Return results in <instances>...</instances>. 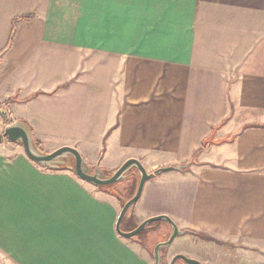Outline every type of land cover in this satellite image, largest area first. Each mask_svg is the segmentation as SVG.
Instances as JSON below:
<instances>
[{"label":"crops","instance_id":"crops-1","mask_svg":"<svg viewBox=\"0 0 264 264\" xmlns=\"http://www.w3.org/2000/svg\"><path fill=\"white\" fill-rule=\"evenodd\" d=\"M0 53V109L42 151L105 174L189 164L146 181L123 226L142 209L264 247V0H0ZM113 194L4 140L0 264H153Z\"/></svg>","mask_w":264,"mask_h":264},{"label":"water","instance_id":"water-1","mask_svg":"<svg viewBox=\"0 0 264 264\" xmlns=\"http://www.w3.org/2000/svg\"><path fill=\"white\" fill-rule=\"evenodd\" d=\"M1 55L2 53H0V57ZM0 116L4 121H10L9 124L3 127V130L0 129V143H2L4 140H7L11 143L21 144L25 154L42 167L49 169H68L81 180L89 182L103 190H111L112 193L116 195L117 193L113 189V186L117 183L129 180L132 175L136 174L138 180L135 192L122 205L115 223V230L120 236L131 239L143 230L150 228V224L152 222L157 220L167 221L170 224L171 233L165 241L158 242L154 246V264H160V249L162 247L164 248L169 246L177 235L182 234L185 231L187 232V230L179 229L177 224L165 214L148 217L129 231L122 230L121 223L126 213L131 212L139 200L144 183L146 181L150 180L154 175H157L163 171L173 169L183 171L189 165L188 163L178 166L161 167L155 169L152 172H147L139 160L135 158H129L124 161L115 172L112 174H105L103 171H101L97 164L94 167L87 165L78 150L72 146H60L50 152L42 151L35 143L32 132L26 123L14 120L12 116L7 114V110L5 108L0 109ZM177 259H182L188 264H203L198 259L188 257L183 253L175 254L171 258L170 264H174Z\"/></svg>","mask_w":264,"mask_h":264},{"label":"rangeland","instance_id":"rangeland-1","mask_svg":"<svg viewBox=\"0 0 264 264\" xmlns=\"http://www.w3.org/2000/svg\"><path fill=\"white\" fill-rule=\"evenodd\" d=\"M1 121L2 120H0V128H2L5 124V122L1 123ZM186 168H188V166ZM186 168L183 171H186ZM175 172L176 171L174 169L163 171L160 174H158V177L156 175L155 177L151 178V180H158L159 178L161 179L165 176L166 179L165 178L164 179L167 180L170 177L169 175ZM128 182L129 180L123 181L115 184L114 186L115 190L117 191L116 192L117 195L116 194L113 195L121 198V207L123 205L122 203L127 201L135 192V190L132 189V187L135 186V183L133 182L134 184L132 186V184ZM159 182H158L159 184L158 186L162 188L163 181L162 183ZM127 191H129L128 194ZM161 202L162 201L159 202L160 205L159 204L156 205L155 201L152 200L149 201L144 207L145 209H149V208L153 209L155 207H160L162 206ZM137 208H140V202L138 203ZM131 212L126 213L124 217L125 220L128 218V216H130V214H132ZM133 214L134 215L131 216L132 223L131 224L127 223L125 226H123L125 229L136 227L140 222V221L138 222V220L144 217L142 209H139L137 213H133ZM179 229L184 230L182 228ZM170 233H171L170 224L164 220H157L151 223L149 229H145L135 236V237H139V239L148 248L149 255L153 264H154V258H153L154 246L158 242L165 241L170 235ZM177 253H183L188 257L196 258L199 261H201L203 264H264V247L262 246H257V247L256 245L252 246L250 243L242 242V240L231 242L224 240L217 235H211V233L196 232L192 230H189L187 232L185 231L184 233L177 235L169 246L164 248L162 247L160 249V264H168L171 258ZM176 264H188V263H184L182 259H178Z\"/></svg>","mask_w":264,"mask_h":264},{"label":"trees","instance_id":"trees-1","mask_svg":"<svg viewBox=\"0 0 264 264\" xmlns=\"http://www.w3.org/2000/svg\"><path fill=\"white\" fill-rule=\"evenodd\" d=\"M31 16H26V17H22V18H18L17 20H15L14 22H13V26H12V31H11V36H10V40H9V43H8V46H10L11 45V43H12V40H13V38H14V35H15V27H16V22L17 21H20V20H23V19H27V18H30ZM8 46L6 47V48H4L2 51H5L7 48H8ZM35 143L37 144V146L39 147V144H38V142L35 140ZM115 186V185H114ZM113 186V189L115 190V187ZM116 191V190H115ZM117 192V191H116ZM134 194V193H133ZM122 204H124V202L122 203ZM125 217V216H124ZM124 219V218H123ZM123 221H125V219L124 220H122V223H121V229L122 230H124L123 228ZM151 225V224H150ZM133 228H135V227H133ZM133 228H130V229H127V231H129V230H132ZM147 229H149V228H147ZM124 231H126V230H124Z\"/></svg>","mask_w":264,"mask_h":264},{"label":"flooded vegetation","instance_id":"flooded-vegetation-1","mask_svg":"<svg viewBox=\"0 0 264 264\" xmlns=\"http://www.w3.org/2000/svg\"><path fill=\"white\" fill-rule=\"evenodd\" d=\"M3 127H4V126H3ZM3 127L0 128V129L3 130ZM177 260H178V259H177ZM177 260L174 262V264H176ZM170 261H171V260H170ZM183 262H184V261H183ZM184 263H186V262H184ZM168 264H170V262H169Z\"/></svg>","mask_w":264,"mask_h":264}]
</instances>
